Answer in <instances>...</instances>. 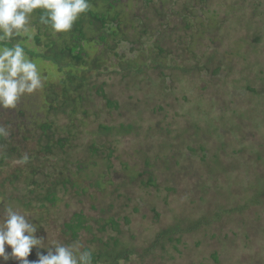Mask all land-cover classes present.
Listing matches in <instances>:
<instances>
[{
  "label": "rangeland",
  "instance_id": "1",
  "mask_svg": "<svg viewBox=\"0 0 264 264\" xmlns=\"http://www.w3.org/2000/svg\"><path fill=\"white\" fill-rule=\"evenodd\" d=\"M171 1L164 6L161 18L155 17L152 6L131 1L125 12L148 20L154 29L143 36L144 56L139 58V64L145 65L143 72L131 73L123 80L119 62L106 56L101 74L95 71L91 79L118 102V110L107 108L94 91L76 116L64 114L57 119L62 129L59 136L70 125V129L79 127L77 138L69 144L73 151L68 154L90 166L98 163L91 167L94 172L85 173L91 180L96 178L93 174L104 172L103 156L110 155L112 177L109 193L106 191L115 193L110 197L97 194L93 205L105 209L104 217L114 216L124 241L137 249L138 254L121 264H264V0H255L257 11L254 0H246V5L243 0ZM183 7L185 12H181ZM176 12L193 18L182 24L179 14L173 15ZM186 22L191 23L189 30L184 28ZM83 27L91 37L87 19ZM160 39L172 48L184 47L183 56L168 54L157 65L148 45ZM98 44L99 54L104 44ZM116 52L128 55L127 44H121ZM173 66H177L174 78L180 81L168 89L160 74L164 70L163 74L170 75ZM37 67L45 82L43 65ZM248 87L258 94L248 92ZM35 93L32 95L38 97ZM196 98L204 102L203 107L191 110ZM132 123V130L127 131ZM100 125L110 130L98 131ZM92 141L98 151L95 156L89 151ZM189 149L195 153L202 149L219 160L214 163L211 157L207 169L200 163L202 156ZM177 158L181 168L174 164ZM169 159L173 160L170 168L165 162ZM149 177L156 187L140 182ZM243 184L248 188L243 189ZM76 199L69 193L65 198L69 207L58 203L50 216L53 223L37 231L38 237L45 238V248L56 242L79 245L82 250L95 248L86 241L85 232L72 244L60 234L61 224L73 212L81 210L89 219L101 217L87 199L81 207ZM214 211L220 213V220L211 227L199 226L195 232L181 224L183 231L168 235L170 240L158 239L160 232L178 219H204ZM112 236L117 234L108 230L100 237L106 240ZM6 250L10 252V248ZM39 251L46 254V249ZM36 252L33 249L32 253ZM11 261L7 264H18Z\"/></svg>",
  "mask_w": 264,
  "mask_h": 264
},
{
  "label": "trees",
  "instance_id": "2",
  "mask_svg": "<svg viewBox=\"0 0 264 264\" xmlns=\"http://www.w3.org/2000/svg\"><path fill=\"white\" fill-rule=\"evenodd\" d=\"M131 1L132 3L140 2L144 4L143 7L147 8L152 6L151 9L155 12V17L161 18L164 6L171 0H89L90 10L82 14L67 33H55L50 26L42 24L40 16L43 14V10H36L31 17L30 32L15 36L10 42H7L9 47L20 42L27 56L39 67L43 65L42 73L45 82L43 91L35 93L39 94L38 97L24 96L17 107L12 110L0 108V127H3L8 133L6 136L0 135V175L3 177L0 180V219L3 218L2 213H4L5 205L10 204L18 211L30 214L32 222L36 224L39 230L43 225L53 223L52 220L50 221V216L52 209L56 208L58 203L69 207L65 201L69 193H74L80 207L87 199L89 205L92 203L90 208L99 210L101 217L89 219L81 210L73 212L71 217L61 224L60 234L65 236L67 243L72 244L78 242L80 234L85 232L88 237L86 240L88 244L90 246L95 245L94 249L85 248L92 250L93 264L126 263L138 252L134 245H129L124 241L115 217H104L103 215H106L103 213L105 209H97L93 205V202L96 203L97 194H107V197H110L115 193L111 191L109 195L107 188L111 184V169L113 167L109 161L110 155H102L104 159L100 157L105 163L104 172L93 174L96 178L91 180L90 176L88 177L85 173L94 172L91 167L95 165L96 168L98 163L91 162L90 166L82 160L72 159L68 154V150L73 151L69 144L77 138L79 127L70 129V125L68 128H64V134L59 136L62 129L58 127L57 119L64 114H68L69 117L76 116L80 112L79 107L82 105L84 108V104H88V97L94 91L96 95L101 97L107 108L118 110V102L108 97L103 85H97L95 80L91 79L95 71L101 74L100 70L105 67V62H107L106 56L112 55L119 62L120 68L124 71L123 80L127 79L131 73L143 72L145 65L139 64V58L144 56L142 50L143 36L149 31L154 33V29H150L152 24L148 23V20L125 12V9H129ZM171 2L175 3L174 0ZM246 2L243 0V5H246ZM252 5L257 11L259 4L256 5L254 0ZM135 8L139 9L136 5ZM183 9L181 12L186 11V7ZM181 12L173 13V15L179 14L178 17H181L182 24L189 17L193 18V15L185 16ZM86 19L90 31L93 32L91 37H87L84 33L83 23ZM247 21L249 22V20ZM164 26L163 24L162 27ZM166 26L169 27L170 25ZM190 26L191 23L186 22L185 30H189ZM252 26L253 23L249 22L248 27ZM256 40L259 41V38ZM98 43L104 44L99 54L96 49L99 46ZM123 43L127 44L129 54L124 53L120 56L116 52V48ZM148 46L151 54H154L153 61L157 65L163 61V58H166V55L179 54L183 56L180 53L185 50L181 45L172 48V45L168 46L162 39L155 40V43ZM170 58L169 62L172 61ZM209 58L208 60L211 62V58ZM176 67L170 68V70L172 69L170 75L163 74L164 70H161V82L165 83L164 86H167L168 89L170 85L180 81V78H174L173 70ZM247 91L258 94L256 90L249 87ZM184 100L189 101L188 98H184ZM194 100L191 110L196 106L197 108L203 107L204 102L202 100L199 98ZM158 110L162 111L163 108L159 106ZM81 114L86 119L89 117L85 110H82ZM79 122L82 124L81 121ZM132 124L127 127V131L132 130L134 123ZM123 128L121 125L120 129ZM109 130L110 128L102 125L98 127V131L108 132ZM91 146L89 151L93 154L92 156L98 155L96 142L92 141ZM189 150L192 154L202 156L199 159L200 163L207 169V161L211 157H214L210 159L214 160V163L215 160H219L217 155L206 154L202 149L196 153L192 149ZM180 161L177 158L174 163L178 168L183 166ZM165 162L170 168L173 160L169 159ZM145 165L149 166L148 160H145ZM5 170L8 173H4ZM141 175H136V178L137 176L141 177ZM140 182L147 187H156L152 177ZM247 185L243 184L242 188H248ZM120 188L117 187V189ZM251 201L254 202L252 199ZM242 209L236 208L235 210L241 212ZM215 211L211 216L204 219L197 218L192 221H190L191 219H178L174 225L161 231L158 239L167 238L170 240L168 235H175L183 231L181 224L195 232L199 226L209 228L214 222L220 220V213H215ZM230 211L233 212L234 210L231 209ZM123 220L126 224L129 223L127 218ZM88 221H92L93 224H89ZM108 230L115 232L117 236L103 240L100 236ZM176 241L178 242L179 238ZM28 259L30 261L36 260L37 255L32 253Z\"/></svg>",
  "mask_w": 264,
  "mask_h": 264
},
{
  "label": "clouds",
  "instance_id": "3",
  "mask_svg": "<svg viewBox=\"0 0 264 264\" xmlns=\"http://www.w3.org/2000/svg\"><path fill=\"white\" fill-rule=\"evenodd\" d=\"M36 10H43L40 22L55 33H67L82 14L90 10L89 0H0V108L15 109L21 98L44 87V79L20 42L7 46L13 37L30 32ZM0 135H8L0 127ZM28 213L5 205L0 219V264H93V252L79 245L54 243L45 248V238ZM10 248V252L6 249ZM36 249V260L28 257ZM46 249V254L39 251Z\"/></svg>",
  "mask_w": 264,
  "mask_h": 264
}]
</instances>
